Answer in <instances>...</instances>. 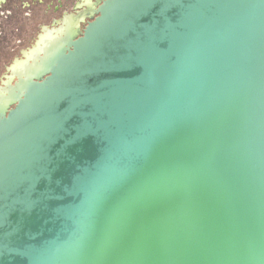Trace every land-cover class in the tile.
I'll list each match as a JSON object with an SVG mask.
<instances>
[{"label": "water", "instance_id": "water-1", "mask_svg": "<svg viewBox=\"0 0 264 264\" xmlns=\"http://www.w3.org/2000/svg\"><path fill=\"white\" fill-rule=\"evenodd\" d=\"M97 5L0 104V264H264V0Z\"/></svg>", "mask_w": 264, "mask_h": 264}, {"label": "flooded vegetation", "instance_id": "flooded-vegetation-1", "mask_svg": "<svg viewBox=\"0 0 264 264\" xmlns=\"http://www.w3.org/2000/svg\"><path fill=\"white\" fill-rule=\"evenodd\" d=\"M98 0H0V104L25 72H40L46 47L82 35ZM72 34V35H71ZM59 40V41H58ZM60 40H62L60 42ZM58 41V42H57ZM18 94V92H17ZM14 104L10 105L13 108Z\"/></svg>", "mask_w": 264, "mask_h": 264}]
</instances>
